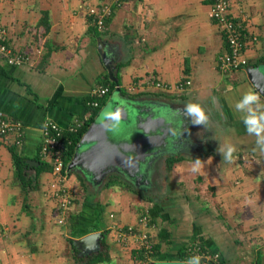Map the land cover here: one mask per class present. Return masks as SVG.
Segmentation results:
<instances>
[{
    "label": "crops",
    "instance_id": "1",
    "mask_svg": "<svg viewBox=\"0 0 264 264\" xmlns=\"http://www.w3.org/2000/svg\"><path fill=\"white\" fill-rule=\"evenodd\" d=\"M107 2L110 0H0V25L7 30L9 45L24 52L40 51L33 63L20 67L7 65L0 57V68L5 72L0 74V111L21 121L24 126V137L19 146L12 136L0 142V264H58L56 261L64 258L68 264H74L72 241L104 232L103 240L113 261L136 264L132 254L135 246L132 242L126 245L118 241L113 228L135 225L136 214L127 222L123 216L125 210L118 214L109 211L110 221L101 222L107 205L119 207L123 204L116 196L105 198L108 190L104 186L101 190L93 188L95 191L91 194L86 192L81 200L77 199L81 195L76 191L72 197L74 203L61 214L56 201L48 197L49 189L46 191L53 181L47 179V175L53 179L54 176L50 172L37 173L40 163L36 159L39 158L44 123L51 121L62 130H68L80 119H87L91 91L101 86L104 77L110 78L100 51L106 55L113 77L119 78L121 89L135 83L142 86L137 92H131L128 86L124 94H119L120 99L127 96L124 99L129 103L159 112L164 111L163 108L175 112L172 110L174 103L185 107L196 103L205 112L215 111L220 126L215 141V150H219L215 153L218 163L210 173L204 163L196 174L191 171L200 156L190 157V144L205 140L202 137L204 131L199 127L185 129L187 133L184 132L178 143L182 147L175 146L177 151L160 157L164 165L169 157H181L182 161L175 164L173 171L180 173L183 180L203 176L209 182L210 177L214 178L212 199L216 197L220 207L224 198L229 200L226 212L234 221V236L226 237L219 222L220 225L215 227L216 222H213L210 228L205 224L207 218L212 222L222 215L215 216L213 211L212 218L211 207L198 205L199 195H193L198 194L195 187L189 191L191 195H170L159 202L150 197L151 202L136 204L139 213L154 220L151 239L159 245V256L152 258V264L181 261L179 249L200 237L209 247L222 253L223 264H239L241 260L243 264H254L259 254L261 264H264V141L257 143L258 137L247 132L245 123L253 115H264V97L249 81L245 69L225 76L215 69L216 58L226 51V44L217 24L209 18L213 1H118L108 25L98 30L102 34L95 35L90 31L94 28L89 24L88 11ZM230 12L245 29L243 55L248 66L264 71V0H232ZM150 79L169 85L189 80L191 84L177 93L147 90L145 81ZM249 91L258 93L259 101L244 104L245 94ZM171 124L175 125V121ZM207 133L214 134L213 130ZM14 144L22 147L27 163H39L37 166L31 164L38 178L26 189L14 175L9 152ZM227 145L236 149L232 162L225 161L222 156L227 152ZM154 160L150 168L156 163ZM245 164L252 168L240 171L242 183L239 185L236 183L237 167ZM254 165L258 166L255 170ZM151 171L153 174L154 169ZM70 182L69 178L68 188ZM218 189L226 190L225 194ZM8 206L13 212L6 218ZM196 206L200 209H194ZM51 214L55 215L56 222L64 219L62 224L58 222L61 227L47 226L53 221ZM204 215L207 216L205 219ZM24 217L28 220L25 226L21 222ZM205 225L214 229L210 236L206 234ZM217 231L222 233L215 235ZM58 242L66 243L61 254L55 250ZM239 245L246 247L249 253H256L255 258L254 255L251 257L253 261L237 254ZM236 254L238 258H235Z\"/></svg>",
    "mask_w": 264,
    "mask_h": 264
},
{
    "label": "water",
    "instance_id": "2",
    "mask_svg": "<svg viewBox=\"0 0 264 264\" xmlns=\"http://www.w3.org/2000/svg\"><path fill=\"white\" fill-rule=\"evenodd\" d=\"M101 59L113 82L112 70L106 55L100 51ZM246 75L255 89L264 97V71L260 67H247ZM117 87L106 105L96 116L76 146L74 155L66 167L67 175L76 170L86 176L101 180L107 174L123 176L134 187H139L142 171L148 172L151 162L168 151V140L175 136L172 122L183 114L178 108L175 113L143 109L132 103L121 101ZM165 109V108H164ZM119 113L118 127L114 115ZM160 113H165V116ZM178 122V121H177ZM187 126V125H186ZM184 129V124H182ZM30 164L28 177L35 180V170ZM147 164V165H146ZM77 174V173H76ZM148 176V174H146ZM101 233H92L72 241L78 257L86 264L87 258L102 249Z\"/></svg>",
    "mask_w": 264,
    "mask_h": 264
},
{
    "label": "built area",
    "instance_id": "3",
    "mask_svg": "<svg viewBox=\"0 0 264 264\" xmlns=\"http://www.w3.org/2000/svg\"><path fill=\"white\" fill-rule=\"evenodd\" d=\"M118 1L120 0H110V2L101 5L98 9H89L88 17L96 28L99 30L104 28V20L112 15V5L117 4ZM212 1L209 18L217 24L227 44V50L216 58L215 69L218 73L225 76L234 71L249 67L248 61L243 55L245 50V29L242 22L238 21L237 17L232 16L230 12L232 0ZM39 55L40 51L37 49L24 52L10 46L7 30L0 25V57L4 59L7 65L20 67L31 64L34 62V57ZM148 81L150 86L154 87V90L165 92H182L191 84L189 80L179 81L175 85H169L154 79ZM138 84L135 83L134 85L140 86L141 89V84ZM105 93L106 89L102 87L92 90L91 98L93 101L91 105L96 107L97 102L95 99L103 97ZM79 127L80 124L77 121L75 127L73 126L70 129L76 131ZM62 133V129L55 123L51 121L45 122L41 129L42 143L39 152L41 157L49 161L52 165L51 172L54 179L49 186V192L47 194L57 202V208L61 214L69 209L72 200L71 191L67 187L68 175L62 159L67 146L71 142L65 145L60 140ZM8 136L14 137V143L20 145L23 137V124L21 121L13 120L10 116L0 111V142ZM58 222L62 224L64 219L60 218ZM148 222L149 218L145 214L140 213L135 225L113 227L118 241H122L126 245L132 242L135 248L141 249L144 255V260L141 264H152L153 260L151 257L153 250L150 230L154 225L152 224L150 226ZM136 254L138 255L137 251ZM186 255L190 258L193 256H201V264L218 263L220 258L217 253L202 251L195 242L190 243ZM190 258L185 257V261H188Z\"/></svg>",
    "mask_w": 264,
    "mask_h": 264
},
{
    "label": "rangeland",
    "instance_id": "4",
    "mask_svg": "<svg viewBox=\"0 0 264 264\" xmlns=\"http://www.w3.org/2000/svg\"><path fill=\"white\" fill-rule=\"evenodd\" d=\"M148 82L149 81H147V80L145 82V84L147 86V90L148 89L149 90L150 89H153L154 87L150 86V84ZM126 88L123 87V89H126ZM128 88L131 89L130 90L131 92H137L140 89V86L130 85ZM174 93H177V92H174ZM126 97L127 96H124L121 101L128 102L127 100L124 99ZM135 101H137V98L133 100L134 103H135ZM187 105L188 104H186V106ZM173 107L180 109V111H181L180 114H183L184 113L185 106H181L178 103H174L173 104ZM163 110H164V112L167 111L164 108H163ZM173 113H175V112H173ZM214 113H215V111L205 112V114L208 116V121L206 122V124H199V125L192 124L191 120L194 119V117H192V116H186L185 114H183V117H185L186 119H184L182 116H180V119L177 118L179 120L178 123H177V121H175V125L172 124L173 129H174L175 136L172 137V138H170L168 140V143L169 144H168V151H167V153L168 152L169 153L175 152V150H176L175 149V146H179L178 143L180 142V139L183 137L184 132L187 133V131L185 129H187V128L189 129L190 128V130H191L193 127H199V129H202V131H204V134L202 135V137L205 138V140L190 144V148L191 149H189L190 151H188V153L190 154V157H195V156H198L199 155L200 157H198L197 159L201 160L202 163L205 164L207 171H209V173H210V169L212 170L213 167L218 163V159L215 158L216 157L215 156V153L218 154V152H219V150H217V151L215 150V147H217V145L215 144V141L217 139L216 136H217V132H218L220 126H219L218 119L214 116ZM188 117L190 118L191 126H189V124L187 123V122H189ZM182 124H184V129L182 127ZM212 130H213V133H214L213 135H208V133L206 134V132H209V131H212ZM190 133H192V132H190ZM190 137H192V135ZM192 140H193V137L191 138V141ZM186 141H187V139H186ZM206 143H208V145H207L208 148L206 147ZM179 147H182V145H180ZM242 156L247 157L248 155L247 154H245V155L242 154ZM238 158H239V156H238ZM154 161H156V163L161 162L162 164H160L159 166H155L156 163H154V166L155 167L154 166H152L151 168L149 167L148 168V172L146 173V174H148V176L145 174V172H144L145 169H144L142 171V174H141V177L142 178L138 182L139 183V187H137V188L134 187L133 183L129 182L123 176L119 180L120 182L117 181V176L115 174H113V173L112 174L111 173L110 174H107L101 180L97 181L96 178L88 177L83 172H81L79 170H76L74 172V174L77 173L81 177V179H83V181L85 183V186H86V189L84 191L81 188L80 182L76 178V176H74V175L68 176L67 177V180H69V178L71 180V182L69 184V186H70L69 189H70V191L73 192L71 195L73 196V194H75L76 191H78V195H81V196L80 197H77V199H80L81 200L82 197H83V195L86 192L89 193V194H91L95 190H101L102 189V186H104L107 183V181L110 180L109 177L112 176V175H115L116 177H114V178L111 179V181H112L110 183L111 186L108 187V188L107 187L105 188V189L108 190V191H105L106 192L105 198L109 196V199H111L112 196H114V197L116 196L119 199V201L122 202L123 204L120 205L119 207L115 206L114 204L107 205L105 207V211H104L106 213L104 214V217L101 219V222L110 221V219L108 218V212L109 211H113L114 213H117L118 214V213H121L122 210H125L126 215H123V216L126 217L127 222H130L132 220L134 214H136L137 216L140 214L139 213L140 211L138 210V206H137L138 204H136V203L137 202L138 203H141V202L143 203V200L140 199L141 197L139 198L137 195H135L133 193V190H139V191H141V194H143V195H145L147 197H151L155 202H159L160 200H162L164 198L166 199V197L167 196H170V195H172V196H179L180 195L181 197L182 196H185V194L191 195L189 193V191L193 187H195L196 191H198V194L195 192L196 194L194 193L193 195H197V196L199 195L198 196V199H199L198 205L201 206V204H202L203 207L204 206L205 207L207 206L208 209H211L212 208L213 209V210L211 209L212 218H213V211L215 213V216L222 215V218H220V219L215 218L216 220H213L212 222H210L209 218H207L209 221L206 220L207 223H205V224L209 228L212 227V223L213 222H216V224H214L213 227H215L216 225H220L221 224V228L223 229V231H225L226 237H231V235L234 236V229L232 227L234 221L231 218V216H229L227 214V212H226V206L229 209V200L226 199V198H224L223 199L224 200V203L220 207L219 206V202H218L219 200H217L216 197H214V199H212V197H213V191L215 189L212 186L213 183H214L213 182L214 181V178L213 177H210V179L207 178L209 180V182H207L206 181V177L204 179L203 176L199 177V179L197 177L189 178V179H191V181L190 180H185V179L183 180L182 179V176L180 175V173H176V171H173L174 169H172L171 171H166V164L164 165V162L161 161V157L160 156L158 158H156ZM256 167H258V166H255L254 165V168L253 169L255 170ZM251 168H252V166L249 165V164H245V165H241V166H238L237 167V174H238V178L236 180V183L237 184L240 185L242 183L241 182V178H240V171L245 172V170L247 171V170H249ZM152 169H154V173L153 174H152V171H151ZM206 169H204V170H206ZM222 170H225V167H223ZM151 174L152 175L155 174V175L154 176H151ZM221 175L222 174H220V176ZM46 178L49 179V180H53V178L51 176H49V175H47ZM217 179H221V178H217ZM221 180H223V179H221ZM121 181L123 183H126L127 185L131 186L132 192L129 189L125 188L124 185L121 183ZM196 181H198V183ZM226 182L228 184V181L227 180H226ZM236 183L233 182V185L234 186H238ZM42 188H43V186H42ZM93 188L95 190L92 191ZM48 189L49 188L47 187L46 191ZM219 191H221L222 193H224L226 190L223 192L222 190H219L218 189V192ZM218 192L215 191L216 194ZM102 198H104V197H102ZM49 199L51 201L55 202V200L53 198H49ZM131 199H132V201H131ZM50 200H48V201H50ZM140 200H142V201H140ZM130 201H131V203H130ZM130 204H131V206L128 207V205H130ZM47 205L50 206L49 203ZM200 206H196V207H194V209H200ZM5 210H6L5 217L8 218L9 215L11 214V212H13L12 211V207L11 206H8V207L5 208ZM219 210H221V211L219 212ZM122 214H124V213H122ZM206 217L207 216L204 215V219ZM21 219H22L21 222H22V225L23 226H25V224L28 225V223H27L28 220L26 219V217L21 218ZM50 219L53 220V221H51L50 223H48L47 226L48 225L49 226L51 225V226H54V227L55 226H59V227L62 226V225L58 224V221L56 222V217H55L54 214L53 215L52 214L50 215ZM218 222L220 224H218ZM45 225H46V223H45ZM206 225L203 226V227H206L205 228L206 229V234L208 236H210V234L213 233V230L214 229H212V228L209 229ZM217 227H219V226H217ZM228 229L231 230V231H228ZM216 230H217V228H216ZM219 231H217L215 235H219V234L222 233V232L220 233ZM220 237H222V236L220 235ZM189 242H191V241H189ZM55 247H56L55 250L57 251L56 253L59 254V252H60V254H61L65 250L66 243H63V242H60L59 243L58 242V243L55 244ZM239 247L240 248L238 249L237 254L240 253L241 254L240 257L242 259L248 258L247 260L250 259V260L253 261V259L256 256V253L255 252L254 253H252V252L249 253L248 249L246 250V247L243 248L244 247L243 245H241V246L239 245ZM51 253H53V251ZM237 254H236L235 258H238V255ZM253 255H254V258H251ZM241 258H239V259H241ZM261 259H262V257H261ZM63 260L62 259H59L58 261H56V263H58V264H68L67 262H65V258ZM73 261H74V264L75 263L76 264H85L83 262V260H82V263L81 262H78L77 263V261H75V259H73ZM184 262L185 261H171V262L161 263V264H184ZM114 264H119V262H115L114 261ZM239 264H243V261L241 260V262Z\"/></svg>",
    "mask_w": 264,
    "mask_h": 264
},
{
    "label": "trees",
    "instance_id": "5",
    "mask_svg": "<svg viewBox=\"0 0 264 264\" xmlns=\"http://www.w3.org/2000/svg\"><path fill=\"white\" fill-rule=\"evenodd\" d=\"M120 1L124 2L125 0H120ZM117 6H118V4L112 5V8H111L112 14H113V12ZM110 17H108L104 20V27H106L108 25V21H109ZM89 24H90V26H92L94 28V29H90L91 32H94L95 35L102 34V32L98 31L99 29L96 28L92 24L90 18H89ZM224 42L226 44L225 40H224ZM226 50H227V44H226ZM0 74H5V72L2 68H0ZM100 87L106 89V93L104 94L103 97L95 99V101L97 102L96 107H93L91 105V102L93 101V99L91 97L89 98V100L87 101V111L86 112L89 113L90 115L87 119H80L78 121V123L80 124V127L78 128V130H76V131L71 130L70 129L71 127L68 130H62L63 133H62V137L60 140L63 141V143L65 145H68V142H71V144H69L67 146L66 152H64L63 157H62L65 167H67L70 160L72 159L74 152H75V149H76V146L80 142L82 136L87 131L88 127L94 122L98 113L106 105L107 101L109 100V98L112 95V93L114 92V90L118 87L120 90V94H124V92H125L124 89L120 88V81H119L118 77H117L116 83L113 82L111 78H108V76L104 77V80H102ZM12 119L17 120L14 118H12ZM73 126L75 127V124ZM23 137H24V126H23ZM23 137H22V139H23ZM41 143H42V139H41ZM40 147H41V145H40ZM9 152L11 153V157H12L15 177L19 180V182L21 183V185L24 189H26V187H28V186L31 187L33 180H32V178L28 177V171L27 170L29 169V164L26 162V158L22 155L23 154L22 147H17L14 144V145H12V147L9 148ZM39 152H40V150H39ZM36 160L40 163V168L39 169L37 168L38 175L42 172H44V173L50 172L51 173V170H52L51 169L52 168L51 163H49V161L43 159L41 157L40 153H39V158ZM181 161H182V158L177 157V156L167 158L166 159V170L171 171L174 168L175 164H178ZM30 168H32V167H30ZM71 175L76 176V178L80 182L81 188L85 191L86 186H85L83 179H81V177L78 174H74V173L69 174V176H71ZM115 175L117 176V181H119L121 179V176L118 174H115ZM115 175H112L109 177L110 180H108L107 183L104 185L105 188L106 187L108 188L111 186V184H110L112 182L111 179L116 177ZM36 178H38L37 175L35 176V181H36ZM121 183L124 185L125 188L129 189L132 192L131 186L127 185L126 183H123L122 181H121ZM133 193L135 195H137L139 198L141 197L140 199H142L143 201L151 202V200H152L150 197H147V196L141 194V191H139V190H133ZM48 197L51 198L49 195H48ZM55 203L57 204V202H55ZM73 203H74V199L72 198L71 205ZM56 208H57V206H56ZM57 210H58V208H57ZM142 214H144V213H142ZM139 215H138V217H139ZM145 215L149 218L148 225L151 226L154 223V220L151 219L149 215H147V214H145ZM101 235L103 236V238L101 239V244H102L101 251H99L97 254L92 255L91 257H88L86 264H114L113 259L109 255L108 247L106 246V244L103 240L104 236L106 235V232L101 233ZM191 242H195L200 247V249L202 251H206L208 253L209 252L217 253L220 256L218 263H210V264H223L224 259H223V257H221L222 253H219L218 251H215V249H212L211 247H209L205 243V240L202 237H200L197 240L191 241ZM191 242L183 245L182 248L179 249L178 258L181 261H185V257L190 258L188 255H186V253H187V248L189 247ZM158 247H159L158 243H156V241L154 242V240H152L153 253H152L151 257L154 259H156L157 256H159ZM72 250H73V253L75 254V258H74L75 261H77V263L78 262L82 263V259L81 258L79 259V257H77L78 253H77L76 249L72 247ZM136 251L138 252V255L136 254ZM132 254H133V256L136 257V260H135L136 264H141V262L144 260V255H143L141 249H138V248L132 249ZM254 264H261V254L257 255V258H256Z\"/></svg>",
    "mask_w": 264,
    "mask_h": 264
},
{
    "label": "clouds",
    "instance_id": "6",
    "mask_svg": "<svg viewBox=\"0 0 264 264\" xmlns=\"http://www.w3.org/2000/svg\"><path fill=\"white\" fill-rule=\"evenodd\" d=\"M259 94L255 93L253 91H249L245 94L244 98V104H252L257 101H259ZM243 105H240L242 107ZM184 113L186 116H192L194 117L193 120H191L192 124L199 125V124H206L208 121V116L205 114L204 109L201 107V105L196 103H189L185 109ZM114 120L117 121V125L115 127H118V120H119V113H116L113 117ZM264 115H261L259 117L253 115L252 117L248 118L245 123L248 126L247 132L249 134L255 133V135L258 137L257 143H261L264 141ZM236 151L235 147L232 145H227V152H223L222 156L225 161L232 162L233 160V153ZM264 153V152H262ZM203 166V163L201 160L197 159L192 166L191 171L192 172H198L199 169ZM201 256H193L188 261H185L184 264H201Z\"/></svg>",
    "mask_w": 264,
    "mask_h": 264
},
{
    "label": "flooded vegetation",
    "instance_id": "7",
    "mask_svg": "<svg viewBox=\"0 0 264 264\" xmlns=\"http://www.w3.org/2000/svg\"><path fill=\"white\" fill-rule=\"evenodd\" d=\"M177 138V137H176ZM169 144V143H168Z\"/></svg>",
    "mask_w": 264,
    "mask_h": 264
}]
</instances>
